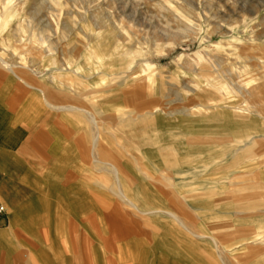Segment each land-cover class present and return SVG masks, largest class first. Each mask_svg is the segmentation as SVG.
<instances>
[{"label":"rangeland","instance_id":"obj_1","mask_svg":"<svg viewBox=\"0 0 264 264\" xmlns=\"http://www.w3.org/2000/svg\"><path fill=\"white\" fill-rule=\"evenodd\" d=\"M99 36L107 44L99 49L101 55L95 50ZM33 38L44 43L49 61H57L54 76L63 74L64 81L74 78L71 67L79 74L78 93L85 101L73 103L95 116L102 133H111L110 126H117L120 114L150 100L165 109L155 128L181 136L162 147L181 143L201 152L187 164V175L165 174L179 179L175 182L177 191L159 177L164 171L160 161L156 166L151 164L153 146L121 149L123 156L118 159L124 172V195L142 211L178 215L187 230L176 225L175 239L190 252L167 245V221L130 210L118 196L95 186L91 193L87 187L81 188V195L95 206L89 221L94 220L101 243L95 240L89 261H84L89 253L86 247L66 240L62 248L68 256L60 255L59 247H54L63 260L51 262L39 255L37 260L20 261L21 249L34 254L46 247L27 245L29 238L17 229L15 239L0 236V264H153L146 261L153 253L163 255V259L176 257L175 261L155 264H205L207 256L211 260L208 264H264V227L246 217L237 204L236 187H232L237 182L247 186L252 201L264 209V0H0V55L15 72H24L21 76L27 83L41 87L42 77H50L41 74H49L53 67L41 66L38 61L24 64L20 51L4 43L18 45L20 40ZM127 73V79L121 80ZM251 83L258 86L255 93L248 92L253 90ZM136 84L144 89L139 97H134L139 90ZM199 88L211 95L199 101L191 98L192 89ZM36 94L12 76L0 79V100L5 105L12 100L7 107L21 115L23 104ZM37 112L59 116L47 119L46 124L59 136L56 143L62 153L56 161L65 162L45 166L43 173L49 179L24 182L30 189L23 190L22 185L20 189L32 196L30 185L49 187L45 190L59 208L61 198L71 196L66 188L71 183L68 180H91L103 171L93 167L96 156L90 154V143L78 142L82 134H76L79 128L66 120V113L53 111L42 101H37ZM89 128L96 131L94 124L89 123ZM20 129H15L17 144L8 150L11 153L17 152L21 139L30 132ZM190 134L219 138L195 144L190 143ZM234 134L258 138L247 149V143L232 141ZM209 149L213 151L206 154ZM220 151L223 155L215 158ZM183 155L187 156L186 152L178 155L180 163ZM40 158L35 160L41 162ZM17 160L15 167L0 170V181L6 177L18 182L29 162L24 155ZM25 172L33 174L32 170ZM185 178L187 184L200 185L192 191L191 187H179ZM111 182L115 184L113 178ZM16 185L20 187V183ZM136 186L148 191V199L140 196ZM184 199H188L189 208ZM101 201L107 202L104 210ZM111 215L130 224L125 236L107 234L104 218ZM9 217L10 210L0 199V229L9 224ZM100 254L106 259H100Z\"/></svg>","mask_w":264,"mask_h":264},{"label":"crops","instance_id":"obj_2","mask_svg":"<svg viewBox=\"0 0 264 264\" xmlns=\"http://www.w3.org/2000/svg\"><path fill=\"white\" fill-rule=\"evenodd\" d=\"M4 43L7 47L13 49L14 51H20L19 57L22 59L21 62L24 64H31L35 61H38L41 66L53 67V70L51 68L49 69V74H41V77L50 75L49 79L42 77L44 80L43 86L35 87L27 83L26 79L21 76L22 73L24 74L23 71L19 72L20 74L15 72L0 55V79L12 76L13 78L17 79L21 85L30 88L37 93L34 98L29 99L26 102L27 104L25 103L26 105L23 104V109H25L22 115L17 113V111L7 107L12 105V100L9 101L8 105H5V103L0 100V170L6 172V168H8L10 165H13V167L18 165L19 160L17 159L20 155H24L26 158H28L29 162V166H26V168L22 170V175L19 177L18 182H15L14 180L12 181V179L6 177H3V180L0 181V199L10 210L9 224L5 228L0 229V236L7 234L9 235V238L11 237V239H15L14 232L18 229L23 236L29 238V240L26 239L27 245L42 246L47 248H45V251H43L45 254L41 251V249L38 252H34V254L21 249L20 251L22 252V255H20L19 260H37L36 256L38 257L39 255L43 257L47 256L45 258L51 262L63 260L64 258L58 257L54 247H59V250L56 251L57 253L59 252L60 255L65 257L66 255L68 256V254H64L62 248L65 240L73 243L75 242L78 246H84L88 250L93 248L95 240H97L99 245H101L99 242L100 239L97 238L95 233L96 224L94 220L92 222L89 221L95 211V206L91 205L92 203L90 202L89 197H83L81 195V188L83 189L87 187L86 190L90 191L91 193V190H94L95 186L118 196L120 201H122L123 204L125 203L127 208H130V210L138 211L142 215L154 216L159 219L162 218L164 221H167L168 224H166V226L168 225L167 229L169 231L168 236L165 239L167 245L172 246L173 248L178 247L184 252H190L189 249L187 250L181 247V244L175 239L174 232L177 229L176 225L180 226L184 230H187L186 227L180 222L178 215L173 212L162 213L160 211H142L132 199L124 195V172L118 164V159L123 156L121 149L139 150L144 146H153L151 151L153 155L151 154V157L154 161H152L151 164L156 166L155 162L160 161L164 167V171L160 173L159 177L162 180L168 182L169 189L170 187L175 190L178 188L175 182L179 179L175 177L171 178V176L166 177L165 174L174 176L175 174L187 175L190 172V169L186 167L187 164L191 161L194 154L201 152L195 148H187L181 143L178 144L177 147L176 145L175 147H162V145L165 143H171L177 138L178 140L181 138V136L176 132L155 128L156 126H159V119L162 117V114L165 113V109L158 105H154L150 100L141 102L139 105L134 106L133 109L126 111L125 114H120V116L117 117V126L114 127V125H111V133L106 135L105 133H102L101 129L97 126L94 115H90L89 111L84 106L78 107L74 104V101H85V99L81 94L78 93V90H81L78 87L79 74L75 72L72 67L69 68L74 78H66L64 81L63 74L58 76H54L52 74V72L56 71L57 61H54V59L49 61V59H47L49 58L47 54L48 49L44 46L42 41L38 42V40L33 38L31 40H27V42H25V40H20L18 45H14L13 43L9 44L5 41ZM97 52L99 54L101 53V51ZM104 56L105 55H102L103 58ZM86 60L89 61L88 58H86ZM19 67L22 69H28L24 65H20ZM128 76L129 73H127L125 77H122L121 80H126ZM263 82L264 80H262V84H264ZM249 85H252L253 87V90L248 89L250 90L248 91L249 93H255L258 90L257 84L251 83ZM135 86L139 87V90L135 91L134 97H139L144 94V89L142 86H140V84H136ZM93 93H96V91L93 90ZM210 95L211 93H208L207 89L199 88L192 89V95L190 97L196 101H199L207 99ZM37 101H42L47 108L53 111L66 113V120L73 126H77L79 128L76 134H82L78 138V142L80 141L82 144H87V142L90 143V154L96 156V160H93V167L98 169V171H103V174L93 177L91 179L92 181L83 179L81 180L79 178L68 180L71 181V183L66 188L68 192L71 193V196H63L61 201H59L62 203L60 204L59 208L63 210L57 208L51 201L48 195L49 191L45 190L46 186L43 188L39 184L30 185L34 188V191H32V196H30V194L26 195L25 192H23V190L26 188L30 189L26 185L27 182L41 183L42 180L46 181L49 179L43 173L45 172V166L49 164L65 162L60 160L56 161V159L59 157L58 153H62V148L59 152L56 143V140L59 138V136L57 135V132L52 129V127H49L46 124L47 119H56L59 116L54 113L51 115L48 113L40 115L41 112L35 113L37 109ZM194 106L197 107V105ZM86 114H89L91 117L87 116ZM89 123L96 126V131H92L89 128ZM20 128H25L30 132L28 136L21 139V145L18 147L17 152L11 153L8 150L17 144L16 134H14L15 129ZM209 136L190 134L189 140L190 143L202 144L205 140L213 141V138H219V136ZM250 136L251 135L249 134H241L239 136L234 134L232 135V141L236 144L247 143L246 147L249 149L248 145L251 146L253 144V139L258 138L252 136L250 138ZM81 147L86 148L85 145H82ZM247 149L242 150V152H245ZM208 151L213 150L209 149L205 150L204 152L207 154ZM185 152L187 156L183 155L184 157L181 160L182 163H180V157H178V155L185 154ZM222 155L223 153L221 151L219 154L216 152L215 158H219ZM38 157H41V162L35 160ZM147 159L151 160L149 157ZM25 169L32 170L33 174H27ZM112 178L115 181V184L111 182ZM186 179L187 178L184 179V183L180 184L179 187H191L190 190L192 191L196 190L194 189L195 186L200 185V182L187 184ZM24 182H26V184H24ZM81 182L82 184H80ZM248 182H252L250 178H248ZM17 183H20L19 188L16 185ZM21 185L23 190L20 189ZM233 186L236 187L233 188L235 192L233 193L235 198H237V204L244 210L246 217H249L248 219L253 217V219L259 223L260 227H264L263 206L260 203L255 204V202L252 201V197L248 193L247 186H244V184L241 185L240 182L232 184V187ZM135 188H139V194L141 197L148 199L149 194L147 190H141L140 186H136ZM243 189H245L246 192L243 191ZM241 191L245 193L242 194L240 193ZM22 195L24 198H28L30 201L27 202L26 200V202H24L21 199ZM187 200L188 199H184V202L185 206H188L189 208L190 205L187 203ZM105 203L107 202H100L103 210L106 208ZM192 208L193 206L191 209ZM256 214L260 215L256 216ZM99 217H101V214ZM104 221L108 226L107 234H109L111 237H123L129 231L128 225L130 224L127 225L125 221L114 215L108 216L106 219L104 218ZM124 241L126 242V240ZM9 244H11V242H9ZM48 251L53 257H48ZM81 255L83 256V254ZM84 256H86L85 258L83 257L84 261H89L91 256L90 250L89 253H85ZM162 256L163 255L153 253L151 256L147 255L146 261H150L151 263L155 264L156 262L165 260H176V257H172L173 259H163L164 257ZM102 257L106 259L104 254H100V259ZM137 259L138 262L142 260L139 254L137 255ZM196 261L199 263L201 262L199 261V258H197ZM204 261L205 264H208V262L211 260L207 256L204 258Z\"/></svg>","mask_w":264,"mask_h":264},{"label":"bare ground","instance_id":"obj_3","mask_svg":"<svg viewBox=\"0 0 264 264\" xmlns=\"http://www.w3.org/2000/svg\"><path fill=\"white\" fill-rule=\"evenodd\" d=\"M4 9L6 10V9H8V7H4ZM105 47H107L106 41H103L102 38L99 36V40L97 41L96 51H99V49L102 50V48L105 49Z\"/></svg>","mask_w":264,"mask_h":264}]
</instances>
